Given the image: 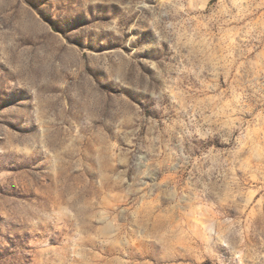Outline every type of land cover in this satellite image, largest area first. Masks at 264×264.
Returning <instances> with one entry per match:
<instances>
[{
  "label": "rangeland",
  "instance_id": "obj_1",
  "mask_svg": "<svg viewBox=\"0 0 264 264\" xmlns=\"http://www.w3.org/2000/svg\"><path fill=\"white\" fill-rule=\"evenodd\" d=\"M0 264H264V0H0Z\"/></svg>",
  "mask_w": 264,
  "mask_h": 264
}]
</instances>
